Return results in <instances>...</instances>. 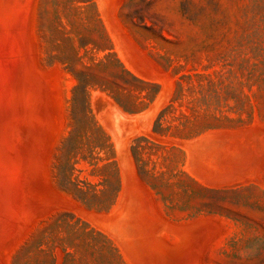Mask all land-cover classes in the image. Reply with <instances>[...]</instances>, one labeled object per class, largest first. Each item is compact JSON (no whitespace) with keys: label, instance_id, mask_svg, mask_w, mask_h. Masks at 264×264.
I'll return each instance as SVG.
<instances>
[{"label":"rangeland","instance_id":"rangeland-1","mask_svg":"<svg viewBox=\"0 0 264 264\" xmlns=\"http://www.w3.org/2000/svg\"><path fill=\"white\" fill-rule=\"evenodd\" d=\"M0 264H264V0H0Z\"/></svg>","mask_w":264,"mask_h":264}]
</instances>
